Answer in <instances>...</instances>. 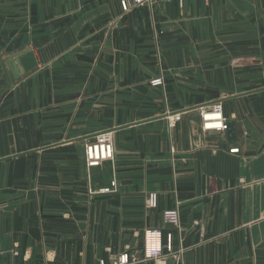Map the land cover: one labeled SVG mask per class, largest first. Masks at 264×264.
I'll return each mask as SVG.
<instances>
[{"label":"crops","instance_id":"1","mask_svg":"<svg viewBox=\"0 0 264 264\" xmlns=\"http://www.w3.org/2000/svg\"><path fill=\"white\" fill-rule=\"evenodd\" d=\"M123 1L0 0V264H264V0Z\"/></svg>","mask_w":264,"mask_h":264},{"label":"built area","instance_id":"2","mask_svg":"<svg viewBox=\"0 0 264 264\" xmlns=\"http://www.w3.org/2000/svg\"><path fill=\"white\" fill-rule=\"evenodd\" d=\"M143 0H134L135 4H141ZM122 6L126 10L130 6L129 0H124ZM152 86L158 87L164 85V80L158 78L152 81ZM201 116V129L204 133L210 132H226L230 128V122L224 116L223 106L221 103H217L210 108H200ZM182 120L180 114L169 117L170 127H175V125ZM239 150H231V153H237ZM85 157L86 164L90 168L100 167L105 162L114 161L115 152H114V139L111 132H101L98 134L94 141L89 142L85 145ZM117 191V183L112 181L110 186L101 189L99 193L102 194H112ZM157 195L150 194L148 205L149 208L157 207ZM163 220L166 225L169 226H180V214L178 210H168L163 214ZM165 249L169 252L172 250L171 238L168 241ZM149 258L159 259L163 255V247L155 245L154 248L150 249ZM100 264H106L104 261H101ZM111 264H132V259L129 254L120 255L114 262Z\"/></svg>","mask_w":264,"mask_h":264},{"label":"water","instance_id":"3","mask_svg":"<svg viewBox=\"0 0 264 264\" xmlns=\"http://www.w3.org/2000/svg\"><path fill=\"white\" fill-rule=\"evenodd\" d=\"M14 79L18 80L37 68L38 62L32 50H27L8 61Z\"/></svg>","mask_w":264,"mask_h":264},{"label":"rangeland","instance_id":"4","mask_svg":"<svg viewBox=\"0 0 264 264\" xmlns=\"http://www.w3.org/2000/svg\"><path fill=\"white\" fill-rule=\"evenodd\" d=\"M156 80V79H155ZM152 83V82H151ZM223 106V105H222ZM212 107V106H211ZM210 108V107H209ZM201 117V116H200ZM171 128H173V127H171ZM262 230H264V227H262ZM122 255V254H121ZM120 256V255H119ZM119 256H116V257H110V259L109 260H102V261H104L106 264H111L112 262H114V260H116ZM131 257V256H130ZM132 260H133V258H131ZM101 262V261H100ZM132 263H133V261H132ZM100 264V263H99Z\"/></svg>","mask_w":264,"mask_h":264}]
</instances>
